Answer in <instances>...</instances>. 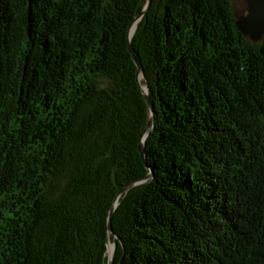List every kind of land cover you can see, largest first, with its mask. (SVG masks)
Segmentation results:
<instances>
[{"label": "trees", "instance_id": "trees-1", "mask_svg": "<svg viewBox=\"0 0 264 264\" xmlns=\"http://www.w3.org/2000/svg\"><path fill=\"white\" fill-rule=\"evenodd\" d=\"M146 1L0 0V264H264V38L152 0L143 156Z\"/></svg>", "mask_w": 264, "mask_h": 264}, {"label": "water", "instance_id": "water-1", "mask_svg": "<svg viewBox=\"0 0 264 264\" xmlns=\"http://www.w3.org/2000/svg\"><path fill=\"white\" fill-rule=\"evenodd\" d=\"M151 1L152 0L146 1L142 13L140 15H138L135 18V20L133 21V23L131 24L129 38H128L129 50L132 53V56L135 60V63L137 64L138 81H139V75L143 76V74H142V71H141V68H140V65H139L137 59L133 55V52H132V49L130 46V38L133 34L134 29L136 28L138 20L143 16L146 9L149 7ZM246 1L248 3V14L244 17H237L236 16V26H237L238 30L246 38L249 37L253 43H256L260 39H262V37L264 36V0H246ZM140 86L142 89L143 96H144V98L148 104L149 110H150V117H149V120L147 122V127L143 130V132L141 134V140H140V146H139L140 151H141L142 155L144 156L143 144H144V141L148 135L147 129L153 121L154 111H153V103L151 102L149 92H148V88L145 87V89H143L141 84H140ZM133 185H134V183H130L129 185H127L126 187L121 189V191L118 193V195L115 199V203H114V205L111 208L110 213H109V230L110 231H111L110 219H111V215H112V212L114 210V207L116 206L117 199L123 191H125L126 189H128L129 187H131ZM109 244L110 243L108 242L107 252L109 251ZM114 244H115V246H117V240H114Z\"/></svg>", "mask_w": 264, "mask_h": 264}, {"label": "rangeland", "instance_id": "rangeland-1", "mask_svg": "<svg viewBox=\"0 0 264 264\" xmlns=\"http://www.w3.org/2000/svg\"><path fill=\"white\" fill-rule=\"evenodd\" d=\"M231 1V4H232V7H233V10H234V13L237 17H244L248 14V3L246 0H230ZM264 38V36L262 37V39ZM247 39L251 41V39L249 37H247ZM262 39H260L258 42H260ZM256 42V43H258ZM139 81L141 80V76L139 75ZM140 84L142 85L141 81H140ZM143 89H145L144 86H142ZM112 244V243H111ZM115 252L116 250H114L113 248L111 249V251H108V255H109V260L110 262H112L115 258Z\"/></svg>", "mask_w": 264, "mask_h": 264}, {"label": "bare ground", "instance_id": "bare-ground-1", "mask_svg": "<svg viewBox=\"0 0 264 264\" xmlns=\"http://www.w3.org/2000/svg\"><path fill=\"white\" fill-rule=\"evenodd\" d=\"M140 76H141V75H140ZM141 77H142V76H141ZM112 248L115 250V246H114L113 244L110 243V244H109V251H111Z\"/></svg>", "mask_w": 264, "mask_h": 264}]
</instances>
